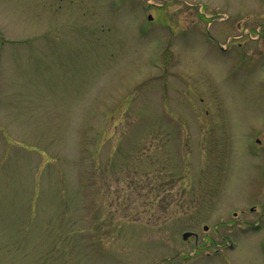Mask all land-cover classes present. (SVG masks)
<instances>
[{"label":"rangeland","instance_id":"obj_1","mask_svg":"<svg viewBox=\"0 0 264 264\" xmlns=\"http://www.w3.org/2000/svg\"><path fill=\"white\" fill-rule=\"evenodd\" d=\"M0 264H264V0H0Z\"/></svg>","mask_w":264,"mask_h":264},{"label":"water","instance_id":"obj_2","mask_svg":"<svg viewBox=\"0 0 264 264\" xmlns=\"http://www.w3.org/2000/svg\"><path fill=\"white\" fill-rule=\"evenodd\" d=\"M190 236H191V233H186V234L184 235V238L187 239V238L190 237Z\"/></svg>","mask_w":264,"mask_h":264}]
</instances>
